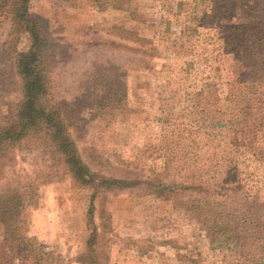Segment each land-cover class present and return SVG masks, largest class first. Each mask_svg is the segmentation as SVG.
<instances>
[{"label":"rangeland","instance_id":"1","mask_svg":"<svg viewBox=\"0 0 264 264\" xmlns=\"http://www.w3.org/2000/svg\"><path fill=\"white\" fill-rule=\"evenodd\" d=\"M100 1L31 0L29 8L50 42L52 102L84 161L94 172L132 179L154 177L170 161L184 183L217 182L233 164L263 200L264 157L234 148L229 136L234 124L253 126L245 124L241 96L252 107L264 100V0H132L130 11ZM13 24L0 0V126L22 99L16 63L31 44L27 34H11ZM253 116L261 131L251 137L261 145L264 111ZM91 195L46 135H30L13 158L0 160V240L13 218L51 263L87 264ZM231 198L234 207L241 203L235 195L182 192L168 201L141 188L105 192L92 216L101 263L189 264L182 254H190L197 264H237L207 229L213 211H233ZM244 218L231 216V226ZM236 250L246 258L257 252Z\"/></svg>","mask_w":264,"mask_h":264},{"label":"trees","instance_id":"2","mask_svg":"<svg viewBox=\"0 0 264 264\" xmlns=\"http://www.w3.org/2000/svg\"><path fill=\"white\" fill-rule=\"evenodd\" d=\"M30 1L6 0L14 21L11 34L17 36L27 34L31 39V44L27 50L19 54L16 63V72L22 80V99L16 107L13 119L0 126V160L13 158L15 150H18L30 135L43 134L48 137L52 150L60 157L73 178L85 187L91 188L92 197L89 209L91 234L84 255L85 262L102 264L100 233L98 226L92 223L96 200L105 192L141 188L148 194L168 201H173L175 196L181 195L182 192L199 193L208 197L222 195L229 198L235 195L237 203H241L234 207L233 204L236 202H232L231 198L229 207L230 209L233 207L232 212L226 214L224 208L220 212L213 211L212 217H209L211 224L207 229L211 237H214L213 243H216L217 247L224 251L232 249L235 252L238 258L237 264H248L245 262L247 259L251 260L249 264H264V199H261L258 191L252 188L237 166L233 167L231 164V172L228 167L225 168L222 178L214 183L206 182V180L198 183L178 182L173 174V168L168 164L170 161L164 171L147 179L110 177L94 172L90 168L79 152L61 108L52 102L51 77L46 64L50 42L42 32L40 20L29 12ZM99 5L103 8L113 7L117 10L130 11L132 0H101ZM238 72L240 70L237 74ZM260 73H263V70ZM256 75L249 77L255 90ZM263 80L264 78H259V81ZM237 82L239 81L236 80ZM203 92L201 90L197 95H204ZM261 94L260 92L259 95ZM258 101L262 103V106L252 107L251 104H246L241 96V110L249 120H246L245 124L252 122L253 126L246 130L238 128L235 124L232 125L234 133L229 136V144L236 149L250 148L252 155L263 158L264 143L256 144L255 139L251 137L261 131V127L254 121L258 120L257 117L250 118L251 112L255 109L264 111V100L259 97ZM252 127L254 129L250 130ZM190 208L192 207L189 206L187 210ZM231 216L234 217L233 221H236L239 216H244V222L240 220L231 226ZM5 230L6 234L0 240V264H53L40 246L32 240L22 238L21 225L17 220L5 219ZM174 241L171 240V243ZM245 246H253L257 252L246 254L247 258L241 256L240 250L237 251L236 247L243 249ZM183 247L189 249L190 243L187 242ZM182 255L185 260L189 261V264H197V257L190 254Z\"/></svg>","mask_w":264,"mask_h":264}]
</instances>
